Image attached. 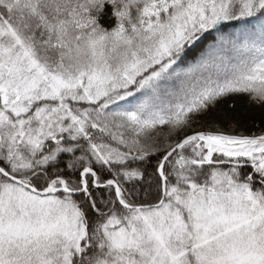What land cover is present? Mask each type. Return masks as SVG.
<instances>
[{
	"label": "snow or ice",
	"instance_id": "snow-or-ice-1",
	"mask_svg": "<svg viewBox=\"0 0 264 264\" xmlns=\"http://www.w3.org/2000/svg\"><path fill=\"white\" fill-rule=\"evenodd\" d=\"M0 264H264V0H0Z\"/></svg>",
	"mask_w": 264,
	"mask_h": 264
}]
</instances>
